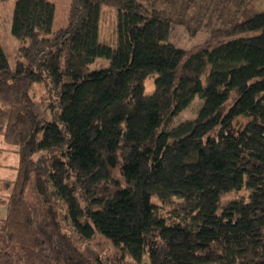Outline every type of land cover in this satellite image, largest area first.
<instances>
[{
  "label": "trees",
  "instance_id": "obj_1",
  "mask_svg": "<svg viewBox=\"0 0 264 264\" xmlns=\"http://www.w3.org/2000/svg\"><path fill=\"white\" fill-rule=\"evenodd\" d=\"M250 1L70 0L54 29L53 2L14 0L0 135L18 163L0 264H264V9L236 16ZM103 4L117 11L114 45L98 39ZM173 23L209 38L178 46ZM96 57L108 65L90 70ZM42 80L47 121L30 93ZM197 94L196 114L173 124ZM96 235L119 253L82 249Z\"/></svg>",
  "mask_w": 264,
  "mask_h": 264
},
{
  "label": "rangeland",
  "instance_id": "obj_2",
  "mask_svg": "<svg viewBox=\"0 0 264 264\" xmlns=\"http://www.w3.org/2000/svg\"><path fill=\"white\" fill-rule=\"evenodd\" d=\"M54 3L55 12L53 17L52 27L55 29L66 22L67 10L70 0H50ZM14 0H0V42L3 46L4 52L9 63L14 66L16 59L19 57L18 45L21 43L11 33V18ZM264 9V0H251L244 9H240L236 16L241 19L254 12ZM234 11V10H233ZM116 8L109 5H101L99 14V31L98 39L100 42L114 45L116 40ZM209 38V34L205 31H197L194 35H190L186 28L177 23H173L170 28L168 39L174 44L184 47L186 49L202 45ZM109 60L105 57H96L88 64L90 70L108 65ZM153 89V78L147 77L145 80V93L151 92ZM33 96L39 115L43 121H47L51 117L50 101L54 93L49 89V82L46 80L34 82L30 90ZM201 98L197 94L190 103L173 121V124L185 118H191L196 114L200 106ZM248 117L239 115L233 120V126L240 128ZM6 147V148H5ZM18 163V155L12 149V146L3 141L0 135V218L5 215V205L1 198L7 195L12 187V179L15 176V166ZM234 195L244 194V190L237 192H229ZM27 199L33 207L35 216L38 219L42 218L40 201L34 188L31 184L27 188ZM82 249L87 247L93 248L101 256L111 255L112 253H119L113 245L105 238L96 235L92 240L87 242H80ZM146 258V255L143 256Z\"/></svg>",
  "mask_w": 264,
  "mask_h": 264
},
{
  "label": "crops",
  "instance_id": "obj_3",
  "mask_svg": "<svg viewBox=\"0 0 264 264\" xmlns=\"http://www.w3.org/2000/svg\"><path fill=\"white\" fill-rule=\"evenodd\" d=\"M6 148V147H5ZM14 178V177H13Z\"/></svg>",
  "mask_w": 264,
  "mask_h": 264
}]
</instances>
